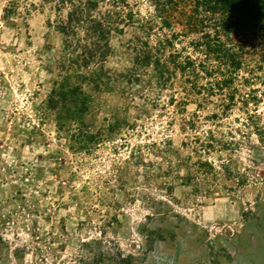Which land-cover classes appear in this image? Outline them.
Segmentation results:
<instances>
[{"label":"rangeland","instance_id":"1","mask_svg":"<svg viewBox=\"0 0 264 264\" xmlns=\"http://www.w3.org/2000/svg\"><path fill=\"white\" fill-rule=\"evenodd\" d=\"M91 1L118 29L84 66L68 8L0 0V264H264V41L226 34L233 69L192 1ZM163 47L193 67L159 81Z\"/></svg>","mask_w":264,"mask_h":264},{"label":"trees","instance_id":"2","mask_svg":"<svg viewBox=\"0 0 264 264\" xmlns=\"http://www.w3.org/2000/svg\"><path fill=\"white\" fill-rule=\"evenodd\" d=\"M171 3L174 0H169ZM194 3L196 8H203L209 17H205L206 20L214 27V34L216 39L210 40L206 35V42H195L194 47H204L205 56L214 55L216 61H218L222 66L230 65L233 69L240 67V62L238 61V56L229 48L231 43L229 37L225 36L231 32H235L234 35L241 37L242 39L248 40L249 38H257L264 41V0H183V2ZM176 4H173L175 6ZM68 8L65 17L60 16L59 25H57V30L64 36L68 44V52L70 54L76 53L79 48L83 50L82 62L84 66H89L92 63L98 64L105 57V51H103V45L109 44L108 38L113 32L117 31V24L114 20V15L92 14L94 9H96V4L91 0H57L56 10L61 13L62 10ZM160 16V21L165 25H170L168 19L171 15L164 11H158ZM167 17H166V16ZM183 19L186 20V27H196L195 20L188 15H183ZM211 17H214L211 20ZM216 17V18H215ZM205 20V21H206ZM202 21L201 23H205ZM170 27V26H169ZM83 38H81V35ZM223 34V35H222ZM79 35L82 39L81 43L89 42L86 46H82L80 42L75 45V38ZM222 35V36H221ZM221 37H225L224 42ZM162 47V46H161ZM161 49L156 51V57L154 62V71L157 75V79L162 81L164 77H171L169 67L173 66V70L179 69V72L185 70V68L190 69L193 67V63L190 59H187L182 66L181 63L177 62V57H173L169 63L162 62L160 59ZM103 51V52H102ZM243 54V52H240ZM152 53L148 48V45H144L140 48L138 52L137 66L139 68H145L151 65ZM171 58V57H169ZM95 61V62H94ZM103 61V60H102ZM150 62V63H149ZM172 63V64H171ZM180 67V68H179ZM70 81L69 77L66 76L61 83V94L63 95V100H67L69 97L77 99V95H80L77 86L70 88L69 86L64 87L65 84ZM65 92H64V91Z\"/></svg>","mask_w":264,"mask_h":264}]
</instances>
